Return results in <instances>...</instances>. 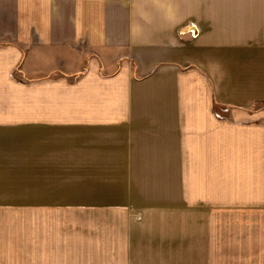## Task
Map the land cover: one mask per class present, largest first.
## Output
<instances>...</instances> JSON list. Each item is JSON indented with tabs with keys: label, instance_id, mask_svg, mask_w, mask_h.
Instances as JSON below:
<instances>
[{
	"label": "crops",
	"instance_id": "1",
	"mask_svg": "<svg viewBox=\"0 0 264 264\" xmlns=\"http://www.w3.org/2000/svg\"><path fill=\"white\" fill-rule=\"evenodd\" d=\"M10 90L33 184L0 208L145 215L187 180L194 261L264 264V0H0Z\"/></svg>",
	"mask_w": 264,
	"mask_h": 264
},
{
	"label": "rangeland",
	"instance_id": "2",
	"mask_svg": "<svg viewBox=\"0 0 264 264\" xmlns=\"http://www.w3.org/2000/svg\"><path fill=\"white\" fill-rule=\"evenodd\" d=\"M10 92L0 100V111L16 102L15 93ZM25 106L31 107L29 102ZM2 119L0 184L11 193L31 189L33 131L22 126L31 125V117L29 122L21 116ZM186 168L191 171L192 165ZM73 175H80V166ZM185 186L184 197L168 196L161 212L145 215L61 209L36 213L38 220L33 213L0 208V264H203L193 259L191 181L186 180Z\"/></svg>",
	"mask_w": 264,
	"mask_h": 264
}]
</instances>
